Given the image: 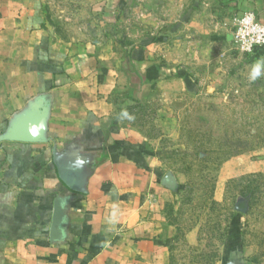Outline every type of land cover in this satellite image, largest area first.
<instances>
[{"label": "crops", "instance_id": "1", "mask_svg": "<svg viewBox=\"0 0 264 264\" xmlns=\"http://www.w3.org/2000/svg\"><path fill=\"white\" fill-rule=\"evenodd\" d=\"M248 10L264 24V0H0V264H171L165 185L128 117L177 83L264 97V47L231 41Z\"/></svg>", "mask_w": 264, "mask_h": 264}, {"label": "rangeland", "instance_id": "2", "mask_svg": "<svg viewBox=\"0 0 264 264\" xmlns=\"http://www.w3.org/2000/svg\"><path fill=\"white\" fill-rule=\"evenodd\" d=\"M234 89L214 98L173 84L172 97L128 117L159 181L175 180L160 193L171 264H264V97L252 86Z\"/></svg>", "mask_w": 264, "mask_h": 264}, {"label": "built area", "instance_id": "3", "mask_svg": "<svg viewBox=\"0 0 264 264\" xmlns=\"http://www.w3.org/2000/svg\"><path fill=\"white\" fill-rule=\"evenodd\" d=\"M231 41L234 47L243 54H249L264 47V24L253 11H243L232 19ZM149 205H155L154 196H149Z\"/></svg>", "mask_w": 264, "mask_h": 264}, {"label": "water", "instance_id": "4", "mask_svg": "<svg viewBox=\"0 0 264 264\" xmlns=\"http://www.w3.org/2000/svg\"><path fill=\"white\" fill-rule=\"evenodd\" d=\"M163 183L169 187H172L175 185V180L172 178V177H166L164 180H163Z\"/></svg>", "mask_w": 264, "mask_h": 264}, {"label": "clouds", "instance_id": "5", "mask_svg": "<svg viewBox=\"0 0 264 264\" xmlns=\"http://www.w3.org/2000/svg\"><path fill=\"white\" fill-rule=\"evenodd\" d=\"M253 78H255V75L253 76Z\"/></svg>", "mask_w": 264, "mask_h": 264}]
</instances>
